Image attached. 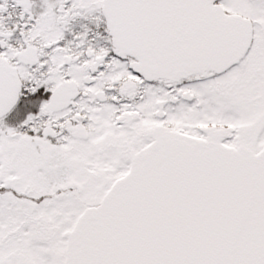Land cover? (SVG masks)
<instances>
[{
	"label": "snow or ice",
	"instance_id": "snow-or-ice-1",
	"mask_svg": "<svg viewBox=\"0 0 264 264\" xmlns=\"http://www.w3.org/2000/svg\"><path fill=\"white\" fill-rule=\"evenodd\" d=\"M0 264H264V0H0Z\"/></svg>",
	"mask_w": 264,
	"mask_h": 264
}]
</instances>
